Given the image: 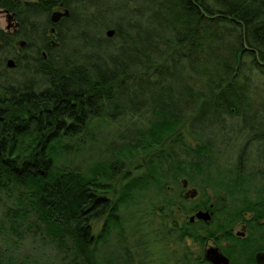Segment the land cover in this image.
<instances>
[{"label": "trees", "instance_id": "1", "mask_svg": "<svg viewBox=\"0 0 264 264\" xmlns=\"http://www.w3.org/2000/svg\"><path fill=\"white\" fill-rule=\"evenodd\" d=\"M99 5L100 0H0L15 21L11 31L0 28V64L12 56L23 73L0 82V198L21 197V207L9 212L34 214L53 240L74 248L76 264H103L94 246L121 224L122 206L138 191H166L175 182L180 194L184 179L199 177L222 206L208 222H186L178 239H197L206 223L216 228L209 236L218 239L216 233L250 211L257 244L263 243L264 166L258 158L264 152V94L255 90L254 75H264V0ZM55 8H67L69 15L54 23ZM108 28L115 29L112 36ZM70 39L80 42V54L71 53L76 48ZM124 116L148 122L136 145L124 148L138 156V174L114 179L128 164L121 154L90 174L57 164L67 148L86 142L94 119L117 122ZM227 124L245 138L231 167L213 160L210 154H221V148L204 131ZM189 130L204 137L201 144L185 143ZM247 154H256L259 165L251 167ZM173 203L167 198L160 208L168 211L163 219L171 217ZM167 230L173 232L162 233ZM107 264L115 263L109 258Z\"/></svg>", "mask_w": 264, "mask_h": 264}, {"label": "rangeland", "instance_id": "2", "mask_svg": "<svg viewBox=\"0 0 264 264\" xmlns=\"http://www.w3.org/2000/svg\"><path fill=\"white\" fill-rule=\"evenodd\" d=\"M114 2H118V0H100L99 7L105 9ZM74 3L71 2V4ZM54 10H58V8ZM59 10L63 9L59 8ZM14 25L15 21L12 17H9L0 8V28L11 31L15 27ZM70 41L76 48V51L71 53L79 52L78 54H80L82 50L80 42L77 43L73 39ZM20 70L19 66L9 67L7 63L0 64V82L5 78L21 79L23 73ZM254 76L258 84L255 90L264 94V75L256 74ZM147 123L146 120L131 119L128 116L118 118L117 122L108 119V117L96 118L90 123L89 130L85 135L86 142L67 148L59 155L57 164L62 167H76L90 174L91 169L97 168L99 165L106 166L115 154H121L120 157L128 164L123 169L115 171L114 179L121 180L124 173L138 174L141 170L133 168L140 161L138 156H130L127 149L124 148L136 145L135 140L140 137L139 130L147 126ZM232 127V131L229 132L228 129ZM238 130L239 128L234 124H227L225 129L205 126V133L212 137L217 146L221 148V154H210L214 161L219 162L220 166L231 167L235 164L238 146L245 140V138L241 139L237 136ZM245 135L247 136V134ZM200 136L189 130L184 136L185 143L193 147L201 144L204 137L200 138ZM120 149L124 151L121 152ZM134 154L143 153L141 151ZM259 155L258 159H261V164L264 166V152ZM247 157L249 158L248 164H252L251 167L259 165L258 161H254L256 154H247ZM189 185L197 187L201 195L186 202L182 199L184 209L181 210L178 223L188 220L190 215L198 207H201L199 204L206 206L205 208L212 205L214 210L222 206V202L216 197L213 189L206 187L201 178L195 177L192 182L189 181ZM179 189L178 184L170 182L166 191H158L159 189L155 186L145 191H138L132 202L122 206L119 213L121 224L114 226L105 239L95 244L96 257L103 264H107L109 258H112L115 264H180L183 259L189 258L190 264H207L200 252V247L205 244L203 240L193 241L188 236L178 239L177 229L173 228L174 207L171 208V217L163 219V215L168 214V211L160 208L164 206L167 198H171L172 201L177 200ZM17 195V193H2L0 198V264H76L75 257L78 256L74 248L62 247L53 240L45 232L44 226H40V223L36 222L34 214L17 216L16 212H9L11 209L21 207V197ZM251 216L252 212L249 211L242 218ZM103 224V218L95 223V235L100 232ZM167 228H171L173 232L169 233L167 230V234L162 233ZM210 228L216 230L211 224L208 230ZM236 229H241L240 224L236 225ZM212 240L214 238L210 237L209 243L212 244Z\"/></svg>", "mask_w": 264, "mask_h": 264}, {"label": "flooded vegetation", "instance_id": "3", "mask_svg": "<svg viewBox=\"0 0 264 264\" xmlns=\"http://www.w3.org/2000/svg\"><path fill=\"white\" fill-rule=\"evenodd\" d=\"M2 9V8H1ZM4 10L6 13L8 12L7 9H2ZM8 14V13H7ZM183 189L181 194L177 195V199L181 198L183 199L185 202L187 200L190 199H195L196 197L198 198L200 194V190L195 187V186H190L189 183L187 182L186 185H182ZM188 189H195V193L193 195H191V193H188L186 196V192ZM178 200H175L174 203L172 204V207H174L175 210V218H174V226L173 228L177 229V233L179 234V231L185 230L188 226L186 224V222H188L190 220V217L188 218V220H183L181 223L179 222V218H180V214L182 213V209H184L183 204L182 203H178ZM198 209H209V210H213V215L215 213V210L212 208V205L209 206V208H205L206 206H203L201 204H199ZM196 210V211H197ZM178 211V212H177ZM180 211V213H179ZM195 211V212H196ZM177 212V214H176ZM194 212V213H195ZM179 213V215H178ZM192 213V214H194ZM191 214V215H192ZM190 215V216H191ZM204 221L202 219H197L195 218L192 221H189L191 223H197L198 225L201 224V222ZM208 222V221H205ZM237 224H240L241 229H236L235 227ZM210 224L206 223L204 225V228H202V233H200L197 236V239H195L193 236L188 235V237H190L193 241L197 240H203L204 241V245L202 247H200V252H202V256L204 258V251H206V249L212 245L214 246H218L220 251H222L225 255H227L229 257L230 263L231 264H264V263H257L256 259V253L260 252V251H264V242L261 244H257V241L255 239V235L253 234V228L251 226V217L249 218H240L239 220H237L233 225L228 226L226 229H224V231H219L216 234V237L218 239H214L212 240L213 243H209V234H208V227ZM177 234V236H178ZM218 241L221 244H216L215 242ZM234 252H236L237 254H235ZM239 252H243L242 254L238 255ZM239 257V259H238ZM204 260L206 262L207 261L205 258ZM212 263V262H209Z\"/></svg>", "mask_w": 264, "mask_h": 264}, {"label": "water", "instance_id": "4", "mask_svg": "<svg viewBox=\"0 0 264 264\" xmlns=\"http://www.w3.org/2000/svg\"><path fill=\"white\" fill-rule=\"evenodd\" d=\"M66 15H69V10L67 8L63 9V10H53L51 12V15H50V19L52 22L56 23L57 21H59V19L62 17V16H66ZM9 17H11L10 14H8ZM52 31H54L55 29L52 28L51 29ZM115 32V29L114 28H108L106 30V35L108 36H112ZM20 45L21 46H24L25 45V41L22 40L20 42ZM6 63L9 67H13L15 65V61L12 57H9L7 60H6ZM183 184L186 185L187 184V179H184L183 180ZM195 189H188L187 192H186V196L188 193H191V195H193L195 193ZM212 216H213V210H209V209H198L194 214H192L190 216V220L189 221H192L194 220L195 218H197L198 220L199 219H202L204 221H209L210 219H212ZM204 258L209 261V262H212V264H231L230 263V260H229V257L227 255H225L222 251H220L219 247L218 246H210L206 249V251H204ZM257 263H264V251H260V252H257L256 253V259Z\"/></svg>", "mask_w": 264, "mask_h": 264}]
</instances>
